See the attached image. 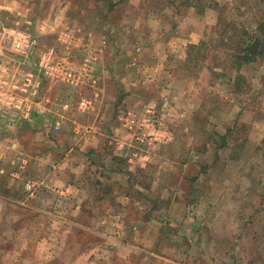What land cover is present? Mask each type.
<instances>
[{"label": "rangeland", "instance_id": "obj_1", "mask_svg": "<svg viewBox=\"0 0 264 264\" xmlns=\"http://www.w3.org/2000/svg\"><path fill=\"white\" fill-rule=\"evenodd\" d=\"M65 1L0 0V27L24 31L35 37L37 42H82L81 34L70 32L64 28V24L61 27L55 22V11ZM80 1L77 0V3ZM144 1L125 0L117 4V20L111 22L110 28L105 31L110 41L123 42L129 36L142 38L143 41L146 39L149 33L142 30L144 26L141 31L138 27L139 21L143 20L140 24L150 21V18H146L145 11L140 10L139 4ZM220 1L223 4L230 3L233 8H240V12L242 8L244 12L250 11V15L244 16V19L239 13L236 16V22L240 24L236 25L238 37L241 26L245 27V23L241 25V20L245 21L246 18L250 22L251 34L257 33V22L264 15V0L258 6V0ZM7 7L14 8V13H5ZM75 9L73 7V13L77 14ZM33 19L39 23L35 30ZM152 25L149 30L154 38L163 24L153 20ZM92 26L93 33L100 32L95 24ZM9 31V28H0V42H11ZM164 39L159 37L156 42H164ZM254 41L253 38L251 44ZM262 41L260 57L243 70L245 81L238 80L239 91L235 86L237 73L230 68L223 73L221 69L222 76L226 77L217 79L209 67L218 65L212 64L210 59L204 63L190 62L189 66L185 65V72L189 73L190 78L188 84L184 81L182 83L180 75L172 76V88L177 85L172 90H181L182 95L176 97V102L179 101L180 104V109L176 108L177 112L172 115L176 118H170L167 125L171 131H178L180 128L177 121L185 113L187 118H183L187 123L184 129H191L184 134L180 131L178 139L157 146L164 156L162 160H154L153 168L147 173L148 177L138 171L133 177L137 184L144 183L143 179L146 178L151 197L148 200L141 197L140 188L125 185L103 188L106 192L116 194L118 198H33L36 195L35 189L30 192L26 189L27 198H17L20 190L18 185H14L13 193L16 198H11L7 203L0 198V264H128L129 260H134L130 251L125 249L126 251L117 253V220L123 223L120 225L121 229H136L135 233L121 235L122 241L136 244L140 248L153 246V250L148 249V253L154 252L158 239H161L158 234L162 228L158 227L159 224H152L153 219L163 216L165 209L173 203H183V200L188 215L200 218L205 225L217 227L210 238L211 241L215 239L214 242L218 244L212 247L213 250L198 255L201 258L200 263L208 261V253L210 259H214V264L217 261L218 264H231V260L244 262L240 261L239 264H264L260 260L256 261L259 256H264V40ZM48 44L50 43L45 45ZM178 52L188 54L189 50L180 49ZM220 52L223 53V49ZM222 57H219V64L225 69L226 64ZM87 58L88 56L82 60V64ZM194 64L200 68L197 69ZM74 66L77 70L81 69L75 62ZM155 79L162 78L156 75ZM186 89L191 90L190 93H185ZM148 95V87L139 91L140 98ZM185 95L190 100L182 99ZM167 98L174 100L172 96ZM189 104L193 106L190 109ZM128 114L125 113L124 116L129 117ZM120 122L123 125L124 120ZM110 129L116 130L117 124L110 121L105 130L110 132ZM154 145L155 143L148 144L147 140L144 147H137L142 150L146 146L152 148ZM135 154L138 156V153ZM0 156L2 169L9 160L7 158L11 156L3 153ZM12 157L15 159L16 156ZM162 161L169 164L170 168L159 169ZM97 165L95 161L92 170L96 176L103 177V171ZM10 177L11 174H0V182H9ZM57 177L64 179L62 181L68 179V175L63 173ZM48 195L51 197L52 194L49 192ZM79 205L86 212H91V217H75L73 211ZM172 212L173 208L170 214ZM178 214L180 219L172 216L170 219L173 222L167 225L173 228L171 234H176L174 230L183 219L182 214ZM241 219L250 224L242 238L257 239L260 245L253 247L242 244L238 245L240 248L237 251L225 252L226 240L230 242L235 237L234 230L241 224ZM149 222L151 223L147 224ZM149 231L151 232L145 235ZM192 253L193 251H186V259L194 261ZM164 258L159 250L154 252L152 258L149 254L139 253L135 264H170Z\"/></svg>", "mask_w": 264, "mask_h": 264}, {"label": "crops", "instance_id": "obj_2", "mask_svg": "<svg viewBox=\"0 0 264 264\" xmlns=\"http://www.w3.org/2000/svg\"><path fill=\"white\" fill-rule=\"evenodd\" d=\"M121 1L125 0H81L78 3L77 0H66L60 8H57L55 22L58 26L62 27L64 24L66 26L64 28L81 34L83 38L82 42L74 43L75 45L73 44L67 53L64 42H38V47L32 54L23 57L12 53L11 42L0 43L1 80L21 85L28 74H33L35 79H40L41 82L39 95L31 98L32 103L25 104L22 110L17 111L18 117L14 121L0 118V154L11 156L7 158L9 160L5 166L0 168V174L2 176L11 174L13 177H10L9 182H0L2 202L7 203L11 198H16L13 193L14 185H18L20 190L17 198H27L26 188L29 183L36 192L33 198H70L71 200L118 198L116 194L105 191L117 185L138 187L142 198H151L146 178L143 179L144 183L137 184L133 177L137 171L148 177L147 173L153 168L154 160H162L164 156L162 151H158L157 146L161 143L168 144L180 137V131L184 134L191 129L190 127L184 129L187 123L183 118L186 117L185 113H182L177 121L181 130L171 131L167 125L170 118H176L172 116L177 112L176 108L180 109L179 101L176 102V99L182 95L181 90H172L177 87L174 84L175 88H172L173 84H170L172 76L178 74L183 79H181L182 83L183 81L186 84L190 83L189 73L185 72L188 54L185 52L183 55L178 50H189L192 46L207 42L205 39L208 41L216 39L220 13L219 8L215 9L206 3L211 0H202L204 6L202 9L200 7V10L185 4L184 0L156 2L145 0L139 6L141 11H145L146 18H150L151 24L150 21L140 24L143 23L142 20L138 22V27L141 31L144 26L142 30L149 33L146 39L143 41L142 38L129 36L125 37L126 40L123 42L110 41L105 31L110 28L111 22H116L117 4ZM215 1L220 5L231 6L230 3ZM73 7L76 8L77 14L73 13ZM249 12H244L242 8L241 13H245V16L248 17ZM5 13H14V8L7 7ZM23 19H25L24 14ZM153 20L163 24V27H160L161 31L155 34L154 38L150 33L152 31L149 30L151 26L153 27ZM32 21L35 30L39 23L36 19ZM234 23L240 25L236 20ZM244 23L245 27L241 26V32L244 33L245 29L246 33H252L247 18L245 21L241 20V25ZM94 24L100 32L93 33ZM0 28L13 29L5 26ZM159 37L165 38L164 42H156ZM256 39L263 42L260 38ZM47 43L50 44L45 45ZM48 49L55 51L54 61L57 63L62 56L69 58L67 60L73 64L75 71L78 70L74 62L82 68V60L88 56L94 61L95 84L86 82L81 87H74L58 79L46 77L36 65L39 54ZM243 70L245 67L241 74ZM156 75L162 79L156 80ZM145 87L149 88V95L140 98L139 91ZM4 90L3 85H0V92H5ZM32 91L30 89L31 93L27 96H32ZM190 91L186 89L185 93ZM14 96L22 97L16 93ZM167 96H172L174 100L170 101ZM182 99L190 100L187 95ZM82 102H86L87 107L81 108ZM27 106H30V111L28 114H23ZM191 106L189 104V109ZM10 111L14 109L10 108ZM125 113H129V117H125ZM120 120H124L123 125ZM110 121L117 124V129H110L108 132L105 127ZM10 123L11 127H9ZM147 140L148 144L155 143L154 147L146 146L142 150L137 147H144ZM135 153H138V156ZM12 156H16L15 159ZM95 161L98 163L97 167L103 171V177L94 174L92 169L95 167ZM160 166L161 170L170 168L164 161ZM61 173L68 175V179L62 181L64 179L58 178V174ZM46 192H50L51 197ZM134 196H136L135 190ZM183 203H173L164 210L163 216L151 221L152 224H159L157 226L162 228L159 229L158 238L161 239H158L157 249L154 252L159 250L165 256L164 260L170 264H214V259H210L208 253L206 258L208 261L204 263H200L201 258H198V255L204 254L205 251L209 252L213 250L212 247L217 246L218 242L215 243V239L211 241L210 238L215 234L217 227L205 225L199 220L200 218L196 219L188 215ZM80 205L76 207V211H73V215L91 217V212H86ZM172 208L173 212L170 214ZM178 213L182 214L183 219L179 220L174 230L176 234H171L173 228L167 225L173 222L170 219L172 216L180 219ZM241 220V224L234 230L235 237L233 236L230 242L226 240L225 252L237 251L240 248L238 245L242 244L259 247L257 239L242 238L243 232L250 224L244 219ZM117 224V253L130 251L134 260H129L128 264H135L139 253L149 254L151 258L154 256V252L148 253V249L154 248L153 246L140 248L136 244L122 241L121 235L135 233L136 229L132 227L129 231L126 228L121 229L120 225L123 224L121 220H117ZM186 251H193L191 255L197 262L186 259ZM229 259L231 260L232 257ZM258 260L264 263V256H259L256 261ZM240 261L231 260V264H239Z\"/></svg>", "mask_w": 264, "mask_h": 264}, {"label": "built area", "instance_id": "obj_3", "mask_svg": "<svg viewBox=\"0 0 264 264\" xmlns=\"http://www.w3.org/2000/svg\"><path fill=\"white\" fill-rule=\"evenodd\" d=\"M11 38V51L14 54L29 57L32 52L38 47L37 39L24 31L10 29L9 31ZM1 43V42H0ZM75 42H64L65 53H67ZM55 60V51L53 49L44 50L39 54L37 61L38 69L50 79H58L62 82L68 83L71 86L78 87L80 85L88 83L95 84L94 80V61L87 58L80 70L75 71L70 62L65 57L60 58L57 62ZM0 85H3L5 92H0V118L10 119L14 121L17 117V111L22 110L25 104L32 103L31 98H36L39 95L41 87L40 79H35L33 74H28L24 81L20 84L6 82L0 79ZM30 89H32V96L29 95ZM20 94L22 97H16ZM3 103V106L1 104ZM86 102L81 103V108L87 107ZM13 108L14 111H10ZM30 106L25 108L23 114H28ZM12 124H9L11 127ZM2 156H0V160ZM28 191H32L30 183L27 185Z\"/></svg>", "mask_w": 264, "mask_h": 264}, {"label": "trees", "instance_id": "obj_4", "mask_svg": "<svg viewBox=\"0 0 264 264\" xmlns=\"http://www.w3.org/2000/svg\"><path fill=\"white\" fill-rule=\"evenodd\" d=\"M184 1L185 4L192 5L197 9H199L200 7V9H202L204 6L202 0ZM261 1L262 0H260V2L259 0L256 1V5H260ZM206 3H208L210 7H214L215 9L219 8L220 14L217 38L209 40L208 42H201L199 45L190 47L188 53L189 62L186 63V66H189L190 62L204 63L207 59H210V62L212 64L216 63L218 65L215 67V64H213L209 67V69L212 71L213 76L217 79L226 77L225 75L222 76V74L227 68H230V70H234L235 72L239 73L237 78H235L236 90L239 91L240 86L238 84V80H241V82L242 80L245 81L244 76L241 74L242 69L255 63L257 57H260L262 53L259 51L256 55L253 56L251 54L250 47L252 45L251 40L253 38H260L264 40V15L261 16V19L257 23V33L255 35L246 33L244 29V33L239 32L238 37V28L236 27L234 20H236V16H238V13L242 17L245 16V13H241L240 8H233V6H230L229 4L220 5L215 0L207 1ZM234 10H236L237 13ZM222 49L223 53L220 52ZM211 54L214 56H212ZM218 54L220 56H223L222 61L226 64L225 69L219 64L221 58H219L220 56L218 57ZM195 66L197 67V69L200 68L197 65ZM221 69H223L222 74Z\"/></svg>", "mask_w": 264, "mask_h": 264}, {"label": "water", "instance_id": "obj_5", "mask_svg": "<svg viewBox=\"0 0 264 264\" xmlns=\"http://www.w3.org/2000/svg\"><path fill=\"white\" fill-rule=\"evenodd\" d=\"M261 46V42L259 39H256L254 43L251 45L250 50L251 54L254 56L259 52V48Z\"/></svg>", "mask_w": 264, "mask_h": 264}]
</instances>
